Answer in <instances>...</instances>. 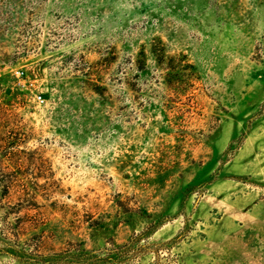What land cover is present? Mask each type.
Returning <instances> with one entry per match:
<instances>
[{
    "label": "rangeland",
    "instance_id": "obj_1",
    "mask_svg": "<svg viewBox=\"0 0 264 264\" xmlns=\"http://www.w3.org/2000/svg\"><path fill=\"white\" fill-rule=\"evenodd\" d=\"M0 264H264V0H0Z\"/></svg>",
    "mask_w": 264,
    "mask_h": 264
},
{
    "label": "built area",
    "instance_id": "obj_2",
    "mask_svg": "<svg viewBox=\"0 0 264 264\" xmlns=\"http://www.w3.org/2000/svg\"><path fill=\"white\" fill-rule=\"evenodd\" d=\"M37 101L40 102V103H42L43 102V97L42 96H38L37 97Z\"/></svg>",
    "mask_w": 264,
    "mask_h": 264
}]
</instances>
